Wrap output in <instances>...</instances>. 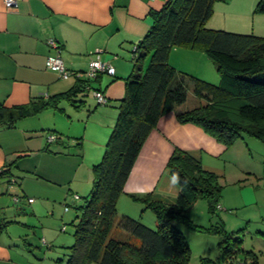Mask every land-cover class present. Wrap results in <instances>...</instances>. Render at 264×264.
<instances>
[{"label": "trees", "instance_id": "trees-1", "mask_svg": "<svg viewBox=\"0 0 264 264\" xmlns=\"http://www.w3.org/2000/svg\"><path fill=\"white\" fill-rule=\"evenodd\" d=\"M216 1L220 0H168L160 10L150 13L153 24L136 46L133 71L117 106L115 126L101 161L92 167V190L85 203L76 208L81 215L77 217L75 241L68 248L66 264L189 263L190 248L175 223L184 221V212L200 198L207 199L209 212L214 215L222 192L219 177L206 171L192 155L175 149L168 160L170 176H180V192L174 201L156 200L150 195L131 196L153 212L157 230L129 215L120 216L118 210V201L141 149L166 114L176 112L180 123L201 127L227 148L244 135L264 142V37L208 28ZM254 13L264 15V0L258 2ZM175 47L203 51L217 65L220 84L206 83L172 67L168 61ZM147 57L150 61L144 72L138 63ZM98 78L77 80L68 92L39 98L19 108L15 115L0 107V123L7 118L12 125L17 119L46 110L63 112L60 104L64 101L81 109L83 102L78 96L93 90L92 83ZM190 87L205 104L177 111L186 103ZM13 166L16 161L6 165L0 177L10 173ZM8 223L0 222V232ZM115 230L128 233L139 244L116 237ZM212 231L220 235L222 264H258L257 256L244 250L243 237L238 232H226L222 224ZM209 262L204 259L202 263Z\"/></svg>", "mask_w": 264, "mask_h": 264}, {"label": "crops", "instance_id": "crops-1", "mask_svg": "<svg viewBox=\"0 0 264 264\" xmlns=\"http://www.w3.org/2000/svg\"><path fill=\"white\" fill-rule=\"evenodd\" d=\"M167 1L19 0V7L9 10L4 0H0V107L15 115L19 108L35 103L39 98L47 99L63 94L75 86V78L64 80L48 69L47 58L56 53L49 47L48 40L53 39L59 43L60 56L65 67L72 73L86 72L91 59L99 56L101 61L115 68V75H100L92 83L93 90H87L78 96V100L83 102L81 108L86 105L95 106L94 113L99 115L97 121L92 123L90 132L86 129V132L81 133V137L86 138L91 145L90 152H97V158L99 152L105 151L115 126L118 117L117 106L125 96L126 79L133 71L136 46L153 24L150 13L160 10ZM251 1L248 4L249 1L244 0L241 8L248 5L250 7ZM168 62L177 71L191 72L194 74L192 76L208 75L214 78V82L219 80L217 65L201 50L175 47L170 52ZM145 63H148V57ZM96 90L104 93L107 104H98L94 97ZM88 95L91 96L89 103L85 99ZM46 111L17 119L12 125H9L7 118L4 123H0V173L6 169V165L16 161V166L11 167L10 173L0 177V184L13 177V169L21 171L23 166L18 160L24 158L23 156L49 157L53 152H67L68 148L61 138L58 137L53 142L48 141L46 132L50 130L45 125V116L56 114L55 111ZM86 126L88 127V123ZM43 132L45 134H42ZM73 134L75 137H67L71 138L69 145L74 147L73 152H88L89 150L84 148L82 138L76 137L80 135ZM54 144L61 145L62 148L53 151ZM175 149L189 153L201 162L206 171L218 177L226 175L227 165L233 160L230 148L219 143L201 127L180 123L176 112H170L159 120L141 149L125 185L124 194L118 201L120 216L129 215L142 219L144 206L134 201L131 196L150 195L156 200L172 202L179 195V187L170 186L171 176L167 169L168 160ZM57 154L71 156L68 153ZM91 161L90 164H98L96 160ZM35 167L40 168V161ZM140 189H144L142 194ZM130 202L142 207V210L138 211ZM20 203L22 202H14L16 205ZM28 204L35 205L36 202ZM19 211L22 212L23 209ZM0 222L4 224L13 221L0 217ZM154 224L157 226L156 220ZM260 228L258 233L264 234V225ZM119 235L124 241H133L124 231H119ZM43 243L46 244L44 239ZM243 248L253 252L258 260L259 256L253 248ZM12 255L9 248L0 246V264H10Z\"/></svg>", "mask_w": 264, "mask_h": 264}, {"label": "rangeland", "instance_id": "rangeland-1", "mask_svg": "<svg viewBox=\"0 0 264 264\" xmlns=\"http://www.w3.org/2000/svg\"><path fill=\"white\" fill-rule=\"evenodd\" d=\"M248 1L249 4L251 0ZM259 1L252 0V5L244 8H241L244 0L216 1L207 27L264 37V17L254 13ZM149 61L150 57L148 63H145V59L139 60L138 64L144 67L142 71L147 70ZM185 73L194 75L191 72ZM193 77L212 85H219L221 80L220 76L217 82L208 75ZM90 98V95L85 98L87 103ZM204 104L205 101L196 97L190 87L186 103L178 107L177 111H189ZM94 107L86 105L74 109L64 101L60 104L63 112L47 110L55 111L56 114L45 116V125L50 130L46 132L47 138H61L68 148L67 152H53L49 157L23 156L18 160L23 166L21 171L13 169V177L0 184V217L13 221L0 234V246L9 248L13 253L10 264H66L70 253L68 248L75 241L77 217L81 215L76 208L85 203L93 185L91 168L94 165L90 162L96 160L99 163L104 154L99 152L95 158L97 152H90L91 145L86 138L81 137L86 129L90 132L92 123L99 117L94 113ZM73 133L80 135L76 137L82 138L88 152H73L74 147L69 145L71 138H67L75 137ZM61 148V145L52 146L53 151ZM230 150L233 160L227 165L226 175L219 177L222 186L220 208L212 215L207 199L200 198L184 212L186 219L175 223L190 248L188 264H203L204 259L210 260L209 264H222L218 261L220 235L212 231L219 224H222L226 232H238L243 237V247L253 248L259 256L258 263L264 264V234L258 233L261 225H264V142L244 135L230 146ZM57 153H68L71 156H58ZM38 161L40 168L35 167ZM75 195L79 200L74 202L72 198ZM16 197L21 198L22 203L19 205L14 204ZM29 199H33L36 204L29 205ZM130 205L136 206L138 211L142 210V207L132 202ZM138 220L150 229L157 230L152 211L145 210L142 219ZM115 231L114 235L120 238L119 230ZM132 243L138 245L139 241L133 239Z\"/></svg>", "mask_w": 264, "mask_h": 264}, {"label": "built area", "instance_id": "built-area-1", "mask_svg": "<svg viewBox=\"0 0 264 264\" xmlns=\"http://www.w3.org/2000/svg\"><path fill=\"white\" fill-rule=\"evenodd\" d=\"M4 4L7 9L9 10H16L19 7V0H4ZM48 45L51 49L55 50L56 53L52 56H49L47 58V67L51 71L58 74V76L61 79L68 80L70 78H75L76 80H94L98 76L107 74L109 76L115 75V68L108 63H105L100 60L99 56L97 58L91 59L89 63V68L86 72H77L72 73L69 71L64 64V61L62 60V57L60 56V45L56 40L50 39L48 40ZM88 89V88H86ZM94 97L96 98L98 104L105 105L108 103L107 98L105 97L104 93L101 91H94ZM56 138L53 136H50L48 141L53 142ZM79 200L78 196H74L73 201ZM21 201L20 197L14 198L15 203H19ZM29 203H33V199L28 200ZM220 206H218V209ZM68 210V209H66Z\"/></svg>", "mask_w": 264, "mask_h": 264}, {"label": "clouds", "instance_id": "clouds-1", "mask_svg": "<svg viewBox=\"0 0 264 264\" xmlns=\"http://www.w3.org/2000/svg\"><path fill=\"white\" fill-rule=\"evenodd\" d=\"M180 185V176L177 173H173L170 177V186H179ZM144 189H140V193L142 194Z\"/></svg>", "mask_w": 264, "mask_h": 264}]
</instances>
